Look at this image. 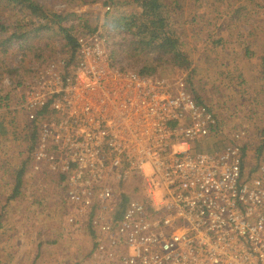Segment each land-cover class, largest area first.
Listing matches in <instances>:
<instances>
[{"label":"built area","instance_id":"built-area-1","mask_svg":"<svg viewBox=\"0 0 264 264\" xmlns=\"http://www.w3.org/2000/svg\"><path fill=\"white\" fill-rule=\"evenodd\" d=\"M87 40L77 70H35L5 103L28 134L39 129L35 169L62 180L67 222L91 228L81 264H264V130L252 156L258 126L221 124L180 74H110L107 37ZM135 176L147 178L141 199L140 182L119 193Z\"/></svg>","mask_w":264,"mask_h":264},{"label":"rangeland","instance_id":"rangeland-1","mask_svg":"<svg viewBox=\"0 0 264 264\" xmlns=\"http://www.w3.org/2000/svg\"><path fill=\"white\" fill-rule=\"evenodd\" d=\"M1 1L10 3L8 13H13L15 17L12 20L8 15L0 14L2 20L16 21L15 26L27 25V29L42 25L40 17L20 5L19 0ZM35 2L50 15L51 23L59 22L57 17L62 16L61 25L78 28L76 32L88 38L89 47L94 46L95 39L101 34L105 35L115 60L105 64L110 74L125 71L141 73L146 67L154 69L152 73H156L154 76L157 78L175 79L180 74L188 80L199 102L210 106L226 123L233 125L234 122L238 128L245 124H250L252 128L258 126L254 135L256 146L250 153L252 156L261 154L262 149L258 147L264 130V0H204L195 5L194 0H181L183 11L176 13L174 19L168 12L164 16L172 22L167 23L169 28L183 38L184 52L188 51L193 56L187 67L171 66L170 69L165 64L160 65L158 54L153 50L136 51L140 39L138 28L131 32L115 31L111 25L115 15H141L142 10L136 0ZM239 6L248 8L249 16L240 22L237 20L236 25L239 23L241 28H236L231 23L230 10ZM196 10L206 21L203 22L206 25L198 26V31L193 30L196 26L191 24L190 18ZM202 29L205 30V40L200 44L192 41ZM55 30L46 34L50 37L48 40L36 38L31 43H39L37 45L41 47L37 48L50 45L44 50L45 56L35 61L32 56H24L29 45L5 42L13 37L11 29L0 32V170L3 169L0 171V214L5 226L0 236V264H81L89 261L94 247V238L87 226L79 224L73 227L67 222L70 208L62 180L56 184L33 170L29 150L39 144V139L36 137L34 140L35 136L28 134L25 120L16 113L7 112L5 105L12 85L21 93L23 86L31 80L25 76L29 71L36 68L43 70L63 56V37ZM15 34L18 36L19 31L15 30ZM211 36V41H207ZM26 54L33 55V52ZM187 56L190 58L189 54ZM172 67L178 69L167 76ZM18 83L22 84L21 87ZM251 158L247 159L249 166L255 162ZM28 161L24 186L16 193V177ZM138 182L140 186L132 195L134 198L144 196L147 178L142 176H135L130 185L119 189V193L133 192L132 186ZM7 183L12 186L6 187ZM3 186L6 188L4 191Z\"/></svg>","mask_w":264,"mask_h":264},{"label":"trees","instance_id":"trees-1","mask_svg":"<svg viewBox=\"0 0 264 264\" xmlns=\"http://www.w3.org/2000/svg\"><path fill=\"white\" fill-rule=\"evenodd\" d=\"M13 1V0H12ZM20 5L31 11L33 14L36 16H39L42 25L38 28H29L27 29V25H23L22 27L17 25L15 26V22H10V21H4L1 19V15H8L12 20L15 18L13 13H8L7 8L9 7L10 3L9 2H2L0 0V32H3L4 30L11 29L13 31L12 36L9 40H6L5 42L10 44L12 42H17L18 44H21L22 46H28L26 49L27 52L31 53L33 52V55L26 54L27 52H24V56H32L33 61L37 60V58L41 59L45 56L44 50L47 47H50V45L42 47V48H37L41 47V45L36 44H31L33 41L38 38L40 40H48L50 37H48L46 34L49 33L50 30H55V33L58 34L60 37H63L64 44L62 45V54L61 58L66 60V69L69 72L70 69L78 68L79 61H80V56H79V51H80V43H79V37L82 33H77L76 31L78 28L76 27H68L65 25H61V20L62 16H56L59 19L58 21H53L52 23L50 22V15L46 14L42 7L39 6L35 0H19ZM137 3L140 5V8L142 10L141 15H133L131 17H127L126 14L122 15H115L114 19L111 22V25L113 26V29L115 31L119 30H124L126 32H131L133 31L134 28H138L140 31V39L137 42V49L136 51H141L144 49L147 50H153L155 53L158 54V58L160 61V65L165 64L166 67L170 69L171 66L174 67H184L189 61H191L193 54L184 52L183 48V43L181 39L177 34L176 31L172 30L169 28V24H172L171 21H168L164 15L168 12L170 15H172V18L174 19L176 17V13L179 11H183L184 6L180 3L181 0H136ZM199 1H204V0H194V5L198 4ZM208 1V0H205ZM108 5V4H106ZM219 5V4H218ZM217 5V6H218ZM191 18V24L195 25L196 29L198 31V26L201 25H206L203 22H206L205 19L202 20L203 18L199 14V10H196L192 12ZM230 14L232 15L231 23L237 28H241L238 25H236V22H240L242 18L248 17V8L239 6V8H232L230 10ZM230 18V15L228 16V19ZM9 20V18H7ZM67 19V18H65ZM11 20V21H12ZM84 20V19H82ZM140 21H143L142 23ZM58 22V23H57ZM169 23V24H167ZM36 24V23H35ZM141 25L140 27H138ZM33 26V23L31 24ZM232 27V26H231ZM204 29V28H203ZM201 30L198 32L197 36L195 37V40L192 41H198L200 42L204 41L206 36H204L203 31ZM15 30L19 31V35L15 34ZM98 31V28L96 29ZM94 33V32H93ZM1 35V34H0ZM105 36V35H103ZM211 37H208L207 41H211ZM230 39H232V36H230ZM222 41V38L220 39ZM188 41V40H187ZM197 46V45H196ZM199 47V45H198ZM193 52H195L193 50ZM115 53V52H114ZM190 55V58H188L187 55ZM188 59V60H187ZM263 70H264V61H263ZM171 68V72L169 75H172L175 73L176 69L178 68ZM187 67V66H186ZM183 69V68H182ZM155 70L146 67L143 71H141L142 75L147 76V74H152L150 77H155L156 73H152ZM157 72V71H156ZM35 73V69L25 75L28 79L32 78ZM263 76H264V71H263ZM15 79V78H14ZM17 85L21 86V83H18ZM217 118L222 120V117L220 114L216 113ZM256 128V127H255ZM258 131V130H257ZM34 140L36 137L33 138ZM212 139L215 141L216 145L221 142V136H219L218 132L216 134L212 135ZM209 143V141H208ZM207 143V144H208ZM37 149V144L34 145L32 148L29 150V155L32 158V165L33 170L35 168V161H33V154L35 153ZM29 162H26L23 164V166L20 168V174L16 177V186L14 188V191L18 193L24 186L23 182V177L26 173V170L29 169ZM1 169L0 171H2ZM1 174V172H0ZM6 187L12 186L11 183L5 184ZM6 188L4 186L2 187V191H4ZM5 195V192L3 193ZM128 204V199H124L121 207L119 208V211L117 212V218L120 220L125 212L126 206ZM3 216L0 214V236L1 232L5 229V226L2 222Z\"/></svg>","mask_w":264,"mask_h":264},{"label":"clouds","instance_id":"clouds-1","mask_svg":"<svg viewBox=\"0 0 264 264\" xmlns=\"http://www.w3.org/2000/svg\"><path fill=\"white\" fill-rule=\"evenodd\" d=\"M61 63H63L64 64V72H67V74L68 73H70V72H72V71H74V70H77V69H75V68H72V69H70V71L68 72L67 71V69H66V60L65 59H63V58H58V59H56L55 61H53L52 62V65L53 66H60V64ZM52 65H50V66H46V68H48V67H51ZM62 65V64H61ZM46 68H44L43 70H45ZM35 70H42L41 68H36ZM179 72V71H178ZM177 72V73H178ZM30 135H32V136H35V137H37V138H39V129L37 128L35 131H34V133L33 134H30ZM34 171L36 172V173H41L43 176H45L46 177V179H48V180H54V179H52L51 177H49L48 175H46L45 173H43V172H39V171H36V169L34 168ZM55 181V180H54ZM50 182V181H49ZM56 182V181H55ZM56 184H58V182H56ZM41 187V186H40ZM42 187H44V186H42ZM47 187V186H46ZM63 187V186H62ZM64 188V187H63ZM65 189V188H64ZM66 191V190H65ZM128 199L126 196H124V198L120 201V203H119V205H118V207L120 208L121 207V205H122V203H123V201H124V199ZM129 202H130V199H128V204H129ZM128 204H127V206H126V209H127V207H128ZM126 209H125V211H126ZM119 211V210H118ZM124 216V215H123ZM123 218V217H122ZM121 218V219H122ZM117 220H119L118 218H117ZM85 226H87L89 229H90V231H91V228L88 226V224H84ZM91 233H92V231H91Z\"/></svg>","mask_w":264,"mask_h":264},{"label":"crops","instance_id":"crops-1","mask_svg":"<svg viewBox=\"0 0 264 264\" xmlns=\"http://www.w3.org/2000/svg\"><path fill=\"white\" fill-rule=\"evenodd\" d=\"M201 103V102H200ZM131 190V189H130ZM132 192V190L131 191H129V193H131Z\"/></svg>","mask_w":264,"mask_h":264}]
</instances>
